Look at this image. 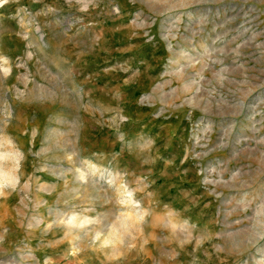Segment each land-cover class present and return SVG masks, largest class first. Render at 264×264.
<instances>
[{"label":"rangeland","instance_id":"374dc122","mask_svg":"<svg viewBox=\"0 0 264 264\" xmlns=\"http://www.w3.org/2000/svg\"><path fill=\"white\" fill-rule=\"evenodd\" d=\"M0 264H264V0H0Z\"/></svg>","mask_w":264,"mask_h":264}]
</instances>
